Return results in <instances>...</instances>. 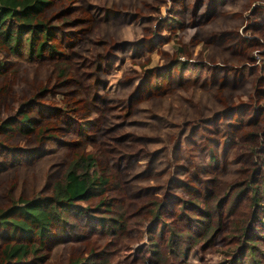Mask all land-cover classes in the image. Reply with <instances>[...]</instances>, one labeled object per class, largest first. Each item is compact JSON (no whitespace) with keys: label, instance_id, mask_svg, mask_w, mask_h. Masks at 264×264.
Listing matches in <instances>:
<instances>
[{"label":"rangeland","instance_id":"obj_1","mask_svg":"<svg viewBox=\"0 0 264 264\" xmlns=\"http://www.w3.org/2000/svg\"><path fill=\"white\" fill-rule=\"evenodd\" d=\"M71 1L56 0L50 9L63 57L48 55L0 74V123L33 95L42 103L35 106L36 124L46 128L40 134L54 137L53 146L26 163L22 152L9 150L19 144L33 150L35 131L19 120L7 123L6 131L0 127L6 146H0L6 156L0 213L10 198L36 192L64 199V173L78 170L77 160L92 153L87 172L97 186L80 202L85 209L74 216L60 211L85 235L62 237L53 226L42 238L32 236L44 252L38 264H67L92 246L104 247L109 264H149L153 238L164 252L167 223H184L178 215L182 199L191 200L183 206L187 212L200 214L197 204L210 199L204 177H210L209 186L222 196V225L212 243L180 264H229L220 250L237 242L226 214L243 161L237 150L254 147L255 178L264 172V0ZM60 59L68 62L66 73L56 69ZM87 119L94 125L86 127ZM206 150L214 154L209 158ZM157 208L159 219L147 230ZM138 212L147 216L136 217ZM2 229L0 224V241ZM10 236L29 238L20 230ZM261 243L264 252V237Z\"/></svg>","mask_w":264,"mask_h":264},{"label":"trees","instance_id":"obj_2","mask_svg":"<svg viewBox=\"0 0 264 264\" xmlns=\"http://www.w3.org/2000/svg\"><path fill=\"white\" fill-rule=\"evenodd\" d=\"M54 1L56 0H0V74L11 70L20 71L37 64L48 55L63 57L54 40L59 30L57 24H54L57 15L49 18ZM71 3L74 1L72 0ZM60 60L56 62V69L59 74L66 73L68 62ZM36 104L42 105L33 95L26 100H20L13 107L14 113L12 110L9 111L8 120L0 123V127L6 131L9 125L7 123L13 124L19 120L23 127L35 131L39 137V143L33 150H28L21 144L9 150L14 156L22 152L26 163L42 147H51L54 142L52 133H47L45 136L40 134L46 128L36 124L39 118ZM83 124L91 127L94 125L93 119H87ZM159 129L161 130L160 127ZM0 146L6 147L2 141ZM213 151L206 150V155L210 158L211 154H214ZM254 151L256 150L250 145L247 146V150H237L243 161L240 164L238 178L231 184V188L234 187L229 193L226 207V214L231 217V232L236 236L237 242L220 250L223 260L229 264H264V252L260 250L264 237V172L260 180L255 178L253 171L257 162ZM262 157L259 159L260 164H264ZM93 160L92 153L84 154L77 160L78 170L72 168L66 170L62 179L63 185L61 182L65 195L62 200L39 192L29 199L10 198L12 203L0 213V224L3 225L0 264H38L44 261V252L39 250L41 244L32 241V236L39 235L42 238L48 229H53V226L62 237L70 236L77 240L85 235L83 228L78 226L77 222L72 223L62 219L60 211L66 209V212L74 216L75 211L85 209L80 202L88 197L93 186H97L94 185L96 178L87 172V163ZM5 161L4 150H0V165L6 166ZM212 180L210 177H204L207 184L206 196L210 199L205 201L203 206L197 204L200 214L187 212L183 206L191 200L182 199L183 205L178 215L184 223L180 225L167 223L168 236L164 252L161 244L153 238L147 247L149 255L145 256L149 264L189 263L188 256L192 250L200 248L205 243H212L214 235L222 225V216L218 212L222 196L217 197L213 188L209 186ZM104 203L109 211L110 202ZM134 215L140 218L147 216L139 212ZM157 218L159 219L158 208L149 217L147 230L150 223ZM117 221L118 219L113 218L109 225L112 228H114L112 225L117 227ZM65 226L71 234L65 232ZM15 230L25 232L29 238L26 240L12 238L10 235ZM104 253V247L92 246L82 255L70 256L67 264H109V258L107 256L103 258Z\"/></svg>","mask_w":264,"mask_h":264}]
</instances>
